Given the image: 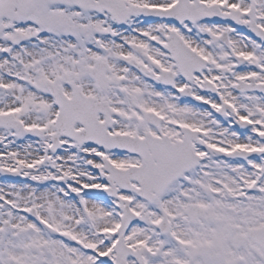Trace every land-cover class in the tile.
<instances>
[{"label":"snow or ice","instance_id":"6c2138e0","mask_svg":"<svg viewBox=\"0 0 264 264\" xmlns=\"http://www.w3.org/2000/svg\"><path fill=\"white\" fill-rule=\"evenodd\" d=\"M0 264H264V0H0Z\"/></svg>","mask_w":264,"mask_h":264}]
</instances>
